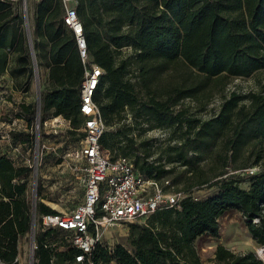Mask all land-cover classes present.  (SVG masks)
Segmentation results:
<instances>
[{"label": "trees", "instance_id": "trees-1", "mask_svg": "<svg viewBox=\"0 0 264 264\" xmlns=\"http://www.w3.org/2000/svg\"><path fill=\"white\" fill-rule=\"evenodd\" d=\"M11 5L12 0H0V34L12 19ZM101 5L103 8L96 16L107 22L105 36L94 27L92 17L82 21L92 55L90 60L105 70L94 100L107 125L122 121L126 107L130 106L152 115L158 124L194 126L199 119L184 117L185 109L173 114L182 98L200 101L204 96L208 100L213 94L211 82L225 75H250L264 69V0H112L103 1ZM84 9V3L77 2L79 16ZM62 11L60 0L56 3L41 0L36 10L37 31L51 41L48 76L53 86L43 94V107L45 112L53 108L54 115L70 118L74 132L83 121L80 101L85 63L75 35L71 30V33L66 32L61 22ZM57 21L60 22L57 24ZM12 40H17L16 49L23 54L18 56L20 60L26 56L24 36L20 33L14 38H0V43ZM125 45H131L132 52L122 55ZM2 63L0 61V67ZM176 63L186 66L189 74L175 85V97L171 91L166 97L164 93L158 97L152 89L146 91V96L142 95L131 79L134 75L131 68L135 64L138 75L150 81ZM248 96L250 102L246 105L240 103L243 96L235 90L225 95L219 112L202 121L198 132L207 133L219 125H230L232 114L237 110L239 119L232 138L235 146L240 143L246 125L256 123V132L264 136V90L252 91ZM20 106L22 110L18 115H26L23 110L31 107L26 103ZM123 129H106L101 137L104 148L118 149L112 154L113 158L129 155L126 145L129 141L123 142L125 139L134 142L133 137H124ZM133 161L149 176L161 177L167 171L165 165L145 159ZM29 169V166L16 167L0 147V258L10 264H19L13 262L18 254V240L31 226L27 182L18 180ZM245 178H250L248 187L240 185ZM209 184H219L220 188L202 199L189 195L181 201L180 207L157 209L151 213L147 224L132 223L133 252L122 244H116L113 253L99 245L93 252L94 260L99 263L116 259L117 264H204L194 240L203 233L217 235L219 217L230 207L239 208L245 214L253 238L263 244L264 166L254 174L233 172ZM38 210L41 213L56 211L45 202L39 204ZM53 231L55 229L40 231L38 240L51 236ZM77 251L71 247L55 251L57 263L73 258ZM52 253L51 247L40 242L35 264H55L51 261ZM215 261L218 264H264L253 250L236 252L223 244L216 247Z\"/></svg>", "mask_w": 264, "mask_h": 264}, {"label": "rangeland", "instance_id": "rangeland-1", "mask_svg": "<svg viewBox=\"0 0 264 264\" xmlns=\"http://www.w3.org/2000/svg\"><path fill=\"white\" fill-rule=\"evenodd\" d=\"M41 0H12V19L0 34V38L10 39L20 33L24 36V56L13 67L15 80L12 89L0 92V146L14 161H24L30 169L18 180L27 182V198L38 207L41 202H49L51 207L72 206L81 199L83 173L75 169L77 151L80 147L82 130L72 132L73 127L63 115H54L53 108L45 112L43 94L53 86L48 76L50 70L51 41L37 31L36 10ZM58 0H53L56 3ZM62 2L63 11L65 6ZM112 0H79L85 9L80 14L84 21L93 18L94 27L102 35H106L107 22L101 21L97 11L103 6L101 2ZM95 16H93L94 14ZM60 21H57V24ZM61 22L66 32L70 29ZM131 45L122 47V55L131 53ZM89 54L87 60L91 59ZM135 65L131 68L132 81L137 83L141 94L146 96L148 89L155 90L158 97H166L169 92L175 95L179 84L189 74L182 63H176L169 70L154 75L150 81H145L138 75ZM204 80V79H203ZM213 94L210 99L200 101L192 97H184L174 107L173 114L181 108L185 109L184 117H197L199 122L194 126L187 124H158L152 115H148L138 107H126L125 117L107 129L116 131L124 128V137H133L134 142L125 139L123 142L129 148L127 154L132 159L148 160L158 165H165L167 171L161 176L171 180L174 189L185 190L194 198L202 199L216 193L219 184H209L210 181L229 173L243 174V168L248 166H264V136L256 132V123L246 125L244 134L238 145L232 143L238 123L237 110L232 114L233 122L228 126L219 125L207 133L199 130L202 121L214 117L220 109L225 95L237 91L243 97L240 103L248 105L249 94L252 91L264 90V69L250 75H225L210 83ZM209 86V85H208ZM18 87V89L16 88ZM16 88V89H15ZM168 89V92L166 91ZM166 91V92H165ZM168 93V94H167ZM20 103L31 105L26 113L25 126L18 130V122L12 124L22 110ZM53 116H57L53 119ZM32 119V121H31ZM50 119L48 124L45 120ZM10 123V124H9ZM15 127V129L13 128ZM17 127V128H16ZM111 154L118 149H109ZM250 178L240 182L248 187ZM44 199V200H42ZM46 203V202H45ZM150 214L143 215L125 225H116L105 229L106 241L122 244L134 251L131 242V224H147ZM64 231L56 230L54 236L59 240L58 247L64 249L68 242L63 240ZM194 244L204 264H218L215 261V251L223 244L236 252L247 250L257 251V242L247 225L245 214L236 207L227 208L219 217V233L198 235ZM18 252L21 253V264H27L30 252V235L28 232L18 240ZM99 264H117V261Z\"/></svg>", "mask_w": 264, "mask_h": 264}, {"label": "built area", "instance_id": "built-area-1", "mask_svg": "<svg viewBox=\"0 0 264 264\" xmlns=\"http://www.w3.org/2000/svg\"><path fill=\"white\" fill-rule=\"evenodd\" d=\"M62 1L65 6L63 22L75 35L77 48L85 63L80 101L83 121L78 128L84 135L80 140L74 163L75 169L83 173L82 193L81 199L75 201L71 207H53L56 211L52 212L41 213L36 202L30 203L31 226L28 231L30 252L27 264H35L37 261L40 242L52 248L51 261L55 264H99L93 258L96 247L100 245L110 253H113L116 247L115 242L105 240V229L128 224L157 209L172 205L180 207L181 201L189 196V193L174 189L168 178L143 173L135 166L129 155H118L113 158L110 150L103 147L101 137L107 125L94 100V93L105 70L90 59L87 64L89 51L83 21L77 11L78 0ZM25 117L24 114L18 115L12 123L16 124L19 121L16 128L20 131L21 126H25ZM56 117L53 116V119ZM49 120L46 119L45 124H48ZM67 121L71 123L70 118H67ZM5 154L16 167L27 166L24 161L16 162ZM261 168L263 167L258 165L248 166L242 169V173L254 174ZM45 202L50 205L49 202ZM48 229L64 231L62 241L68 242L67 247L64 249L58 247L59 240L54 236L55 231L51 236L38 240L37 234ZM70 247L78 249L73 258L57 263L55 251L68 250ZM256 254L264 261V243L257 248ZM13 262L21 264V253L18 252ZM0 264L10 263L0 258Z\"/></svg>", "mask_w": 264, "mask_h": 264}, {"label": "crops", "instance_id": "crops-1", "mask_svg": "<svg viewBox=\"0 0 264 264\" xmlns=\"http://www.w3.org/2000/svg\"><path fill=\"white\" fill-rule=\"evenodd\" d=\"M16 44L17 40L0 43V61L3 62L0 67V92L14 88L13 67L17 66L18 56L23 55L19 49H16Z\"/></svg>", "mask_w": 264, "mask_h": 264}, {"label": "bare ground", "instance_id": "bare-ground-1", "mask_svg": "<svg viewBox=\"0 0 264 264\" xmlns=\"http://www.w3.org/2000/svg\"><path fill=\"white\" fill-rule=\"evenodd\" d=\"M58 118V117H57Z\"/></svg>", "mask_w": 264, "mask_h": 264}]
</instances>
